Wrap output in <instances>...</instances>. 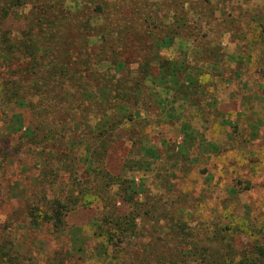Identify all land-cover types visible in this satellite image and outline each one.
<instances>
[{"label":"rangeland","instance_id":"rangeland-1","mask_svg":"<svg viewBox=\"0 0 264 264\" xmlns=\"http://www.w3.org/2000/svg\"><path fill=\"white\" fill-rule=\"evenodd\" d=\"M159 1L165 0H151ZM181 1L186 9L192 3L190 8L202 14L198 18L190 12V32L200 31L213 41L204 44V50L193 44L183 52L177 40L161 54L169 59L186 56L185 65L195 76L202 74L201 88L195 93L199 106H182L181 93L171 104L156 101L164 97L162 92L153 98L146 95L138 119L115 132L104 161L103 169L114 176L122 174L125 163L140 162L144 169L133 167L123 175L143 189L140 202L148 194L160 210L176 214L173 221L139 223L144 236L122 243L123 250L118 248V257L127 264L134 260L135 264H171L172 257L179 258L176 248L184 244L172 233L182 213L184 234L192 236L186 242L192 240L198 247L205 248L206 239L231 219L244 230L233 240L238 252L264 243V0ZM27 12L7 22L13 35L25 27ZM12 113L21 114L25 126L35 123L30 108L17 107L8 119ZM88 116L93 122V114ZM45 121L50 122L51 116ZM236 122L238 129H234ZM5 128L0 110V264H108L98 256L100 240L94 230L107 207L120 214L128 212V205L116 195L118 186L111 187L107 202L70 205L68 213L63 211L65 222L60 229L43 219L35 227L28 203L45 212L44 195L62 197L68 188L77 194L79 180L87 182L86 189L97 181L84 157L86 145L56 171L63 162L56 165L48 159L44 163L47 154L40 147L23 137H8ZM59 134L63 141L62 131ZM76 156L82 158L80 163ZM73 165L75 177L69 171ZM52 170L58 175H52V183L47 184L42 175ZM71 234L81 238L86 254L72 251Z\"/></svg>","mask_w":264,"mask_h":264},{"label":"trees","instance_id":"trees-1","mask_svg":"<svg viewBox=\"0 0 264 264\" xmlns=\"http://www.w3.org/2000/svg\"><path fill=\"white\" fill-rule=\"evenodd\" d=\"M184 5L181 0H0V110L8 137H23L31 146L40 147L47 154L44 163L48 159L56 165L63 162L56 171L64 167L65 159L86 145L84 157L92 169L89 173L97 181L90 180L92 188L86 189L87 182L79 180L77 194L68 188L63 189L69 193L62 197L44 195L48 205L45 212L28 203L33 210V225L38 227L46 220L60 229L65 222L63 211L68 213L70 205L91 200L107 202L111 187L117 185L116 195L128 205V212L120 214L107 207L94 230L100 240L98 256L108 264H127L118 257V248L123 250L122 243L144 236L139 223L176 218V214L160 210L148 194L140 202L138 195L144 193L143 189L123 177L133 167L144 169L140 162H128L132 166L125 163L119 176L103 168L115 132L127 121L138 119L139 105L146 95L153 98L162 92L164 97L156 101L171 104L176 101V93H181L182 106H199L195 93L201 88L202 74L195 76L185 65L186 56L169 59L161 54L163 48L173 46L177 40L183 52L193 44L204 50L202 46L213 41L200 31L190 32V12L198 18L202 14L190 8L192 3L189 9ZM25 9V27L13 35L6 24L10 19L23 18ZM17 107L33 111L32 126H25L21 114L12 113L7 118ZM89 112L94 116L93 122ZM48 115L50 122L45 121ZM239 127L236 122L234 129ZM189 141L193 143V138ZM76 160L80 163L82 158L76 156ZM74 167H69L73 177ZM56 171L43 173L47 184L52 183V175H58ZM183 216L182 213L173 224L172 236L181 237L184 247L176 248L179 258L172 257L171 264H264L262 242L237 251L233 240L244 230L231 218L206 239L207 246L203 248L192 240L186 242L192 236L184 234ZM70 239L72 251L86 254L84 242L77 234H71ZM3 255L8 256L7 252ZM8 259L12 260V256Z\"/></svg>","mask_w":264,"mask_h":264}]
</instances>
